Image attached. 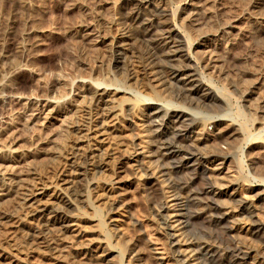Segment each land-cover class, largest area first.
Instances as JSON below:
<instances>
[{"label":"rangeland","instance_id":"374dc122","mask_svg":"<svg viewBox=\"0 0 264 264\" xmlns=\"http://www.w3.org/2000/svg\"><path fill=\"white\" fill-rule=\"evenodd\" d=\"M193 1L167 0L171 10L177 13L175 17L177 24L181 21L179 17L181 12L188 10ZM195 1H199L203 7L206 6L210 9L221 2L219 6H224L223 13L230 19L235 14L234 16L238 17L237 25L242 29L236 36L237 44L230 49L228 54H223L218 62H206L198 59V71H202L207 78L211 79L215 87L220 89L225 97L223 100L215 101L216 106L210 107L212 105L209 104V106L198 109L197 113L201 117H209L212 112H222L224 118H229L236 123L239 134L234 140L233 147L230 148L227 143L221 141L213 143H218L217 145L226 151L232 150L229 152L234 159H229L232 164L229 173L232 177L237 176L234 177V181L241 185L236 197L252 193L257 210L255 211L256 215L264 220V199H259L255 195L264 186V0H218L216 5H213L212 0ZM210 4L212 5L210 6ZM121 6L120 0H0V30L12 23L17 25L19 32L22 31L25 24L32 26V29L35 28L32 37L35 45H33V53L31 51L28 58L19 51V45L23 38L20 39L21 34H18L16 38L9 41L7 44V46L10 44L9 52L4 54L0 60V76L2 75L0 82L4 81L3 75H6L7 70H10L9 66L17 63L13 70L14 68L18 69V72L15 69V75L16 80L18 77L17 81L20 83L18 86L16 80H12L16 83L11 81L12 84L5 86L0 92V99H2L5 109L4 114H0V147L4 145L7 148V151L3 152L4 158H0V170L8 169L7 171H9L12 169L10 171L12 174L9 173L7 177L19 181L22 178L31 180L38 176L45 182H51L55 180L57 172L61 168L70 167L69 165H72L73 161L76 163L77 153L85 151L90 143L94 144L98 141L103 152L109 151L111 147H116L121 154L127 155L126 157L130 152H134L137 142L142 143L141 145L148 144L144 142L149 137L144 132L146 128L142 121L143 112L138 109L139 107L137 112L136 108L129 109L128 103L132 104V99L123 101L122 105L118 103L130 96L129 93L123 92L118 94L120 98L117 99V103L120 104L117 106L122 112L118 122L107 120L104 124L109 129L108 132H111H106L104 136L94 135L93 138L84 141L86 139L84 127L94 126L95 129H98V126L95 125L102 119L103 105L94 100L89 91L82 90V83L93 81V78L97 77L126 79L125 72L121 71L120 63L113 60L110 50L114 48L120 38L118 37V25L110 27L109 22L122 9ZM95 11H99L103 17L99 21V26L96 24ZM224 14L223 16L227 19ZM229 18L228 20H230ZM248 26L252 28L249 29ZM186 29L191 28L188 26ZM235 30L233 33L237 32ZM103 31L106 32L107 38L103 39V42H99L101 37L98 35L99 33L104 34ZM189 31L195 38L193 30ZM180 36L179 32L177 37ZM192 49L194 50L193 46ZM196 54H200V52ZM5 64L7 65L5 66ZM218 66L224 69L223 73L217 72ZM130 72L135 78L127 79V83L131 85L135 95L151 93V90L156 87L157 83L150 80V76L140 64H135ZM150 85H155V87ZM244 86L246 87L244 88ZM56 99H60V102H56ZM48 100L51 103L48 105L49 107H46ZM53 106H58V108L50 113L49 109ZM252 107L253 109H251ZM152 110L153 108L150 109V111ZM127 112L133 114L131 120H127V117L124 118V114ZM114 123L115 125H113ZM76 125H79L78 129ZM112 129L117 130L112 131ZM209 129H213V124L209 125ZM167 132L170 136L171 130ZM126 157L127 162L130 158ZM140 157L136 156L135 158ZM251 158L258 161L253 169L250 165ZM202 163L196 170H192L193 166L189 165L183 169L185 171L176 174L178 178L186 179L188 175L191 176L195 173L196 178L193 186L201 192L213 181L211 170L208 168L210 163L206 160H203ZM112 164V160H108L107 163L94 168L92 175L95 182L90 187L89 197L79 205L77 219L76 222L74 221L75 225L66 232V236L62 235L63 237L60 236V238L56 236L57 241L55 240V243L51 244V246H55V250H51L52 252H47V248L37 244L40 249L36 246V250L35 247L33 248L31 256L27 257L29 264H90L86 262L90 259L89 256L77 253L81 244L87 243V241L93 243V246L97 248H94L95 252L101 253L108 247L113 248L115 256L109 262L104 261V264H138L137 260L135 261V250L129 245L131 239L137 240L140 247H143L142 251L145 254L143 255H147L143 256L145 259L141 260L143 264H149L147 262L150 264H178L177 255L174 253L179 246L177 244L178 237H170L167 233H173V230L164 229L160 224L164 216L171 212L166 208L167 201L164 200L166 193L163 192V177L147 182L142 168L134 170L131 165L123 173L128 176L129 180L131 178V184L127 187L128 192L122 193L120 189L115 188L116 184L112 183L116 177L112 171ZM230 175L223 176L224 180H231L232 177H228ZM249 180L257 184L256 187L260 186L261 188L251 191L249 189L251 181ZM207 195L217 197L212 193ZM15 199L13 192L1 197L0 210L17 209ZM211 204L209 210L207 208L204 213L196 216H193L194 210L197 209L194 200L187 201L185 209L182 210L186 213L183 218L189 222L179 230L180 233H183L180 236L186 235L197 239L195 241L193 239V242L190 243L191 249L202 246L199 248L201 251L194 254L193 260H188L187 264H238L239 261V264L241 261V264H251L248 262L250 259L248 256L255 253L259 255L264 251V234L263 237L250 236L249 238L242 228L233 229L231 218L226 221V218L218 217L220 209L214 203ZM16 209L14 211L17 212L16 216L18 217L15 218L23 217L25 214L23 209L17 211ZM214 213L218 215L214 216ZM209 217H215V219L209 221ZM13 230L12 226L0 225V264L3 261L2 264H6L16 254L21 255L19 254V251L22 250L20 248L22 245L21 233ZM82 232H85V235L81 236ZM239 240L245 243L243 244ZM205 241L210 244V247L204 249ZM236 243L241 246L238 250ZM79 244L80 246H78ZM207 248L208 250H206ZM243 249L246 252H243ZM251 249L252 252H249ZM181 257L184 260L187 256ZM243 258L246 262H243Z\"/></svg>","mask_w":264,"mask_h":264},{"label":"bare ground","instance_id":"6f19581e","mask_svg":"<svg viewBox=\"0 0 264 264\" xmlns=\"http://www.w3.org/2000/svg\"><path fill=\"white\" fill-rule=\"evenodd\" d=\"M212 2L213 5H216L218 0H212ZM120 4H122V9H120L109 22L110 27L118 25V37L120 39L118 43L115 44L114 48L110 50L113 60L120 63L119 65L122 67L121 71L125 72L126 79L97 77L96 79L93 78V81L82 83V90L89 91L90 96L103 105L102 119L95 125L98 126V129H95L96 127L94 128V126L84 127V134L86 136L84 141H88L93 138L94 135L104 136L106 132L110 133L111 131L108 132L109 129L106 128L104 124H106L107 120L111 122L115 121V123L118 122L122 113L117 106L120 105L118 103L122 105L123 101L132 99L133 103H128L130 105L129 109L136 108V112L138 109L143 112L142 121L146 128L144 132L146 136L149 137L147 141L145 140L144 142L148 144L141 145L142 143L140 144L137 142V147L134 152H130L128 157H126L127 155L121 154L116 147V149L111 147L109 151L103 152L104 150L100 148L98 141L94 144L90 143L85 151L82 150V153H77L78 157L76 163L73 161L74 163L71 162L72 165L68 163L70 167L66 166L61 168L59 172H57L55 180L51 182H45L38 176L31 180L22 178V180L18 181L14 178L7 177L12 169L9 171H7L8 169L6 171H2L1 169L0 198L13 192L17 204L15 205L16 207L18 206L17 209L15 208L16 211L23 209L25 213L23 217L20 216L21 218L16 219L15 217L18 216H16L17 212L14 211V208L11 207L12 211H9L10 208L8 210H0V225L12 226L14 229L13 231L20 232L22 237V245L20 247L22 250L19 251L21 255L16 254L15 257H11L13 258L12 260L9 262L6 261V264H29L27 257L29 258L31 256L30 253L34 251L33 248L35 246L38 247L37 244L47 248V252L55 250V246H51V244L57 237L60 238L62 235L66 236V232L72 229L75 225L74 221L77 219L76 216L78 215L79 205L89 197L88 193L90 192V187L95 182L92 171L96 166H101L105 164V162L107 163L108 160H112V171L116 175L112 183L116 184L115 188L120 189L122 193L126 192L128 185L131 184V178L129 180L128 176L123 174L131 165L134 170H138L140 167L142 168L147 182H151L152 179L157 180L158 177H163V192L164 194L166 193L164 200L166 199L167 201L166 208L171 212L166 216L163 215L164 218L160 224L164 229L170 228L173 230V233H167L170 237H178L177 244L179 246L176 252L174 251V253H176L175 255H177L176 261L178 264L189 263L188 260L192 261V256H195L194 254L201 251L199 248H202L201 246L197 249H195L196 247H192L193 249H191V246H189L190 243L193 242V239L194 241L197 239L191 238V236L187 237L186 235L180 236L181 234L183 235V233H180L179 230L189 222H187V219L183 218L186 213H184V211L182 212V210L185 209L186 202L190 200L196 201L197 204V209L194 210L193 216L204 213L207 208L209 210V207L212 205L211 203H214V205L220 209V216L218 217L226 218V221L231 218L230 222H233V225H231L233 229L242 228L246 235L248 234L249 238L250 236L263 237L264 220H261L262 218L256 215L257 212L255 211L257 210L253 199L254 195L245 192V195L236 197L241 185H239L237 181H234V177L237 176L232 177L229 173L232 165L229 159H234L229 152L232 150L226 151V149H222L221 146H218V143H213L214 141H221L227 143L230 148L233 147L235 143L234 140L239 134V128L234 121L229 118H224V113L222 114V112H212L209 117H201L197 113L198 109L200 110L204 106H209V104L212 105L210 107L216 106L217 103H215V101L218 99L223 100L225 97H223L224 94L222 95L220 89L215 87L211 79L207 78L202 71H198V59L206 62H218L223 54H228L229 51H231L230 49L238 42L236 39L237 34L242 30L236 22L238 17L234 16L235 14L233 16L231 15V19L229 16L227 17L223 13L222 8H224V6H219L221 2L210 9L206 6L203 7L199 1L194 0L193 3L190 4L188 10L181 12L179 16L181 21L178 20L179 24H177L175 22L177 13L171 10L167 0H120ZM211 5L212 4H210V6ZM230 11L232 10L230 9ZM95 12L96 24L99 26V21L102 20L103 17H101L99 11ZM32 16L33 15H31V17ZM228 18L230 20H228ZM182 23L184 24L182 25ZM188 26L191 29H186ZM18 29L17 25L12 23L0 30V60L4 54L6 55V53L9 52L10 44L7 46L9 41L14 37L16 38L18 34H21L20 39L23 38V41H20L21 45H19L20 43L18 44L20 53L27 58L31 55V51L33 53V45L35 44L32 37L35 28L32 29V26L25 24L21 32H19ZM189 30H193L195 38L191 35ZM234 30L237 32L233 33ZM179 32L181 36L177 37ZM105 34L106 32H104V34L99 33L98 36L101 37L99 42H103V39L105 40L107 38ZM197 52H200V54H196ZM3 62L6 63L5 61ZM7 64H5V66ZM16 64L9 66L8 69L10 70H7V74L3 75L4 81L0 82V92L5 86L12 84L10 83L12 80H16L15 71L17 70L18 72V69L14 68L13 70ZM135 64H140V66L144 67V70L151 78L150 80L157 83L156 87L155 85H150L155 87L151 90V93L147 92L144 95H135L132 92L131 85L127 83V79L135 78L130 72ZM217 68H219V66ZM223 70L224 69L219 68L217 72H222ZM17 80V85L20 86ZM94 82H96V84H94ZM138 86L140 85L138 84ZM245 87L246 86H244V88ZM121 92L129 93L130 96L117 103V99L120 98L118 94ZM0 101V114H4V104L2 99H0ZM55 101L60 102V99H56ZM50 103L51 101L48 100L45 106L47 107ZM253 107L251 109H253ZM57 108L58 106H53L49 109V112L53 113ZM152 108L153 110L150 111ZM125 117H127V120H131L133 114L127 112L124 114V118ZM115 123L113 125H115ZM210 124H213L212 130L209 129ZM76 126H78V129L79 125ZM115 130L117 129H112V131ZM169 130H171L170 136L168 135L169 132H167ZM4 151H7V148L1 145L0 158H4ZM135 155L141 157L135 158ZM125 157L130 158V160L127 159L128 161L126 162ZM203 160L210 163V167L208 168L211 170L213 181L201 192L196 190L193 186V182L196 178L195 173H193V175L191 174V176L188 175L186 179H180L176 174L185 171L183 169L189 165L193 166L192 170L198 169V166L203 164ZM250 161L251 168H255L258 161L254 158H251ZM10 174H12V172ZM225 175H230L228 177H232L233 180L232 178L231 180H224L225 178H223V176ZM247 183L249 184V182ZM200 184L202 183L200 182ZM249 185L251 191L255 188L258 190L261 188L260 186L256 187L257 184L252 183V181ZM262 187L263 188L259 191H255V195H257L259 199H264V186ZM208 193H212L217 197H210L207 195ZM170 202L172 203L169 204ZM215 214L216 213L213 215L215 216ZM253 216L254 218L252 219ZM214 219L215 217L210 218L209 221ZM83 235H85V232L81 233V236ZM245 238L247 237L245 236ZM204 244V249L208 246L210 247L207 241H205ZM129 245L135 250L134 256L136 257L135 261L137 260L136 263L143 264L141 260L147 256H144L145 254L142 251L143 247L141 246V248L139 242L134 239H131ZM78 246H80V244ZM240 247L241 246L237 245V250ZM94 248L95 246H93V243L87 241V243L81 244L77 253H81V255L84 253L89 256V262H86L90 264H104V261L109 262L113 256H115L113 254V248L108 247L107 250L105 249L106 251L102 250L103 252L101 253L95 252L97 248ZM38 249H40V247H38ZM206 250H208V248ZM243 252L246 251L244 250ZM249 252H252V249ZM256 254L257 253L253 255L250 254L248 257L251 260L249 259L248 262L251 264H264V251L259 255ZM87 256H85L86 259ZM181 256L187 257H184L185 259L183 260ZM245 258H243V262H246ZM147 263L150 264V262Z\"/></svg>","mask_w":264,"mask_h":264}]
</instances>
